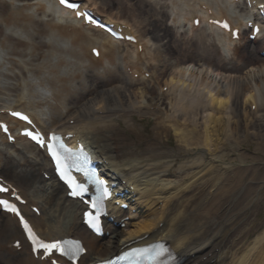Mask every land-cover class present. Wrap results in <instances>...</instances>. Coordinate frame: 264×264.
<instances>
[{"label":"bare ground","instance_id":"obj_1","mask_svg":"<svg viewBox=\"0 0 264 264\" xmlns=\"http://www.w3.org/2000/svg\"><path fill=\"white\" fill-rule=\"evenodd\" d=\"M82 1L83 7L98 5L103 13L116 8L115 17L128 9L132 21L119 22L134 25L137 36L116 26L137 43L145 40L142 46L149 42L147 55L138 56L133 47H112L117 41L81 25L53 0H0L2 6L10 5L5 14L0 9V110H25L45 133L57 131L71 135V144L82 142L103 162L104 175L116 183L113 190H129L124 198L128 208L122 211L108 203L117 228L107 223L104 230L110 234L94 237L79 224L83 206L66 197L44 154L23 139L7 143L0 134V177L15 185L26 204L39 209L36 216L22 206L34 230L47 240L79 239L85 248L79 264L156 240L170 246L177 264H264V160L255 163L251 156H264V59L243 61L251 53L238 54V46L248 42L232 40L212 26L188 35L201 54L179 46L171 34L170 44L159 36L162 24L173 30L170 17L181 30L186 14L193 13L192 22L199 10L213 14L208 18L223 17L239 30L247 21L255 22L259 32L252 43L264 51V18L255 12L264 0H249L253 6L246 0ZM36 2L43 8L40 13ZM151 5L167 13L168 26L158 22L161 15ZM71 25L78 32L61 30ZM19 44L24 47L16 52ZM96 45L98 59L88 55V48ZM215 49L212 59L208 54ZM126 59L141 66L154 62L155 81L131 79ZM159 72H166L163 86L151 91ZM103 75L114 79L97 88ZM0 120L18 138L16 129L22 124L1 112ZM143 120L151 122L150 129ZM168 136L175 139L173 146L164 144ZM247 142L253 148L240 150ZM216 171L220 179L212 177ZM208 176V188H199L197 183ZM221 179L227 187L218 186ZM15 239L20 249L11 245ZM28 250L16 221L0 213V264H47Z\"/></svg>","mask_w":264,"mask_h":264},{"label":"snow or ice","instance_id":"obj_2","mask_svg":"<svg viewBox=\"0 0 264 264\" xmlns=\"http://www.w3.org/2000/svg\"><path fill=\"white\" fill-rule=\"evenodd\" d=\"M61 4H65L67 7L70 8H75L76 5L69 3V0H60ZM78 15H82L81 13H77ZM224 27H227V24H224ZM18 115V114H17ZM24 119H27V117H23ZM28 135L32 136L33 139H37L39 140L41 143H44L43 139L40 137V134H33L31 132L27 133ZM54 139V137H53ZM61 147H63V145H61ZM49 151L51 152V155L53 156V158L56 161V165H57V169L58 171H60V174L63 178L66 179V181L68 182L69 186L72 188V195L73 196H82L84 195L87 191L88 188L85 184H81L76 182L75 178L72 177L70 175V173L68 172V165L65 163V161L67 159L70 158V156H66V157H61V155L58 153V151H56L55 146L54 145H49ZM66 152H71V150L65 149ZM90 182H92L90 180ZM97 184H102V181H94ZM8 191L7 188H4L2 186H0V192H6ZM108 193L105 191L104 195L106 196ZM92 207L93 208H97L99 207V205L97 204L96 201H92ZM0 206H4L6 208H8L10 211H12L13 213L17 214L18 216L20 215L19 210L16 208V206L14 204H11L9 201L7 200H0ZM89 216L91 217V220L94 221H98L99 218V213H97L96 216H92L91 213H89ZM21 223H23L24 227L26 230H28V232L30 233V238L33 240V244H34V249H44L46 252H51L53 249L56 250H60V251H65V249L62 246V243L59 241H55V242H51V243H46L42 240H40L38 237H36L35 233L32 232L31 227L29 226V224L27 223V221H25L23 219V217H20ZM64 244H67L68 242H63ZM77 251H82V249L79 248V246L77 245ZM166 251L165 249H158L155 250V255L150 254L148 249H137L134 250L133 254H126L127 255H135L139 258H144L146 257L148 260L152 261V264H155L156 259L164 252ZM66 254L72 255L73 258H75V252H66ZM126 257H122L120 259H126ZM108 264H114V262H108ZM135 264H139V259L135 262Z\"/></svg>","mask_w":264,"mask_h":264},{"label":"rangeland","instance_id":"obj_3","mask_svg":"<svg viewBox=\"0 0 264 264\" xmlns=\"http://www.w3.org/2000/svg\"><path fill=\"white\" fill-rule=\"evenodd\" d=\"M97 2H105V4H108V3H110V1L109 0H98ZM116 8H113V10H111V11H109L111 14L113 13V11L115 10ZM122 13H123V15L122 16H120V18H126L127 20H129V21H131L132 20V17L133 16H131V18H128V17H125V15L124 14H126L127 13V9L125 8L123 11H121ZM113 15V14H112ZM114 16V15H113ZM115 17V16H114ZM160 21V19L158 20V22ZM160 30H162L163 31V24L162 25H160ZM161 32V31H160ZM159 36H161V35H159ZM161 41H162V43H165V44H170V43H172V41H169V39L168 38H166V37H162V39H161ZM174 44H177V43H174ZM174 56H175V53L173 54ZM164 77H166V72H164L162 75H160V78H161V82L163 81V78ZM107 85V82L106 81H103L102 83H99V85H97V88H102V87H104V86H106Z\"/></svg>","mask_w":264,"mask_h":264}]
</instances>
